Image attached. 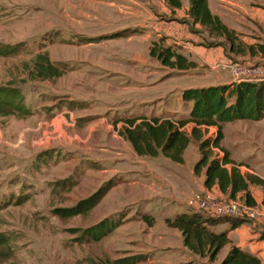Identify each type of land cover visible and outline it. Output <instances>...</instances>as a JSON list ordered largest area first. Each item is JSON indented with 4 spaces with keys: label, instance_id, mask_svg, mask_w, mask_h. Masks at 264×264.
<instances>
[{
    "label": "rangeland",
    "instance_id": "rangeland-1",
    "mask_svg": "<svg viewBox=\"0 0 264 264\" xmlns=\"http://www.w3.org/2000/svg\"><path fill=\"white\" fill-rule=\"evenodd\" d=\"M257 2L251 16L264 32V0ZM156 4L0 0V90L12 111L0 114V264H221L235 245L227 244L214 261L197 257L165 223L185 213L198 194L189 179L199 159L197 142L190 139L178 164L160 151L137 156L122 137L129 119L205 118L215 124L191 121L180 130L191 137L198 128L210 137L221 127V146L233 166L264 179V111L259 120L227 121L235 82L206 86L211 79L232 80L219 68L209 69L226 62L221 48L202 52L207 78L179 76L152 59L149 48L162 43L152 27L165 21ZM223 11L238 38H263L240 12ZM205 38L204 44L212 42ZM240 57L231 62L263 70L248 82L253 93L245 112L255 114L264 96V59ZM107 184L95 207L68 215ZM250 187L254 192L256 186ZM105 223L115 228L102 235ZM263 236L260 228L258 243ZM231 238L241 239L238 232Z\"/></svg>",
    "mask_w": 264,
    "mask_h": 264
},
{
    "label": "trees",
    "instance_id": "trees-1",
    "mask_svg": "<svg viewBox=\"0 0 264 264\" xmlns=\"http://www.w3.org/2000/svg\"><path fill=\"white\" fill-rule=\"evenodd\" d=\"M168 8L173 10L180 9L182 0H163ZM187 14L194 24H198L204 28L212 39L222 38L224 42L214 41L205 44L207 47L228 46V51L236 56H249L253 58L260 55L264 58V45L252 44L244 45L238 38L237 33L228 28L217 16L213 15L208 8L207 0H189ZM149 56L158 61L162 66L175 69L178 71H187L196 67L195 63L188 60L181 54L176 53L171 47H164L161 43H153L149 48ZM208 89V88H207ZM233 96L235 97V105L231 109L228 122L237 120H259L264 111L263 101L259 100L260 95H256L259 103V109L255 114L246 113L245 109L248 100L253 93V85L248 82H240L231 84ZM203 91H207L202 89ZM6 95L0 90V114L12 113L11 108L6 107L9 101H5ZM4 105V107H3ZM195 110L191 112V115ZM184 117V116H183ZM194 121L197 125L204 124L206 126L215 123L201 118H183L174 123L169 119L162 117L140 118L139 121L129 119L126 121L128 127L122 131V137L132 147L137 156L156 157L158 151L172 162L182 164V155L190 139L197 142L199 159L193 166V174L199 176L203 173V187L206 191L215 189L218 193L226 195L231 200L239 199L247 206L261 205L264 210V179L257 176H244L230 159L229 153L221 146L223 134L221 127L218 128L216 136L204 137L198 128H194L191 137H188L180 129L185 125ZM214 149L223 152L222 156H216ZM232 165L231 169L227 166ZM250 185L259 187L263 197L260 204H257L255 198L249 191ZM110 187L108 184L101 187L90 198L80 202L76 207L68 209V215H79L91 210L105 196ZM148 222L150 219L147 220ZM222 222L229 223V229L233 230L243 221L240 218L213 217L204 212H186L177 214L173 219H166L165 223L168 227L176 229L182 237V245L192 254L205 257L214 261L219 252L230 243L228 232H216L213 226ZM105 230L102 235L109 233L115 228L114 223H105ZM100 236V235H99ZM124 260L120 262H127ZM137 260L136 258L134 259ZM132 262H130L131 264ZM221 264H262L260 259L241 250L238 247H231Z\"/></svg>",
    "mask_w": 264,
    "mask_h": 264
},
{
    "label": "crops",
    "instance_id": "crops-1",
    "mask_svg": "<svg viewBox=\"0 0 264 264\" xmlns=\"http://www.w3.org/2000/svg\"><path fill=\"white\" fill-rule=\"evenodd\" d=\"M207 1H208V8L210 12L213 15L217 16L228 28L234 30L236 33L238 31L236 26L234 27L231 26L230 23H228L226 17L223 16L225 13V11H223V8L233 10V12H236V13L240 12L247 19H249V22L254 26V28H256L259 31L260 30L262 31L263 38L255 36L254 38H251L249 42L246 40V38L240 36L239 39L241 40L242 43L246 45H252V44L264 45L263 24L255 20L251 16V12L257 9L256 8L258 5L257 0H236V1L235 0H207ZM156 5L158 7L157 8L158 14L164 15L163 17L165 18L164 22L162 23L159 22L157 23L155 27H152L155 33H157V36L161 39V42H162L161 44H164L165 47L167 46L171 47L176 53L183 55L188 60L194 62L196 65V67L193 69H190L187 71H178L181 73V75L179 76L193 77V76L198 75V76H204V78H207L208 74H207V70H204L206 69L205 68L206 65L204 64V59L202 58V52L205 50V47H206V50L211 49V48L207 47L203 43V41L206 39L205 35L207 39L211 37H209L208 33L206 32L204 28L200 27L198 24H194L193 21L188 16L187 9L189 7V0H182L181 8L175 9L173 10V12H172V9L168 8V6L164 3L163 0H157ZM211 41L212 42L214 41L224 42V39L216 38L215 40L211 38ZM216 47L223 49V56H225L224 60L226 62L231 61V58L234 57V54L230 53L228 49L225 50L223 46H216ZM245 57L246 56H241L239 59L245 60ZM253 58H258L260 60V58H263V57L258 55ZM213 67H210L209 69H212ZM226 79L227 78L211 79L214 82L210 83L211 81H209L207 82L208 84L206 86L207 87L223 86V85H228L232 83L233 81V80L227 81ZM190 88L195 89V87H190ZM199 88H204V86H201ZM189 179H190V186L192 188L193 194L194 193L206 194L209 197H217V198L227 197L226 195H222L218 193L215 189H213L212 191H206V189L203 187V181H204L203 173L199 176H195L192 170L189 176ZM249 191L251 195L255 198L257 204H260L262 197H263V194L260 188L255 187V191L253 192L251 187H249ZM183 195L184 193H180V196H183ZM190 203L192 206H188V205L184 206L183 204L184 211L203 212V210H201L200 205L196 204V202H194L192 199L190 200ZM243 221L244 222H242L235 229L233 230L228 229L229 230L228 239L230 243L234 242L235 244V245H231V247L233 246L238 247L247 253L257 256L262 262V264H264V236H263L262 242L258 243V234H259L260 228H264V219L245 218L243 219ZM217 225H221L222 228L218 230H215V228H213V230L216 232H221L225 228H229V223L227 222H222ZM233 232H238L240 234L241 239L239 241H234L231 238V234Z\"/></svg>",
    "mask_w": 264,
    "mask_h": 264
},
{
    "label": "built area",
    "instance_id": "built-area-1",
    "mask_svg": "<svg viewBox=\"0 0 264 264\" xmlns=\"http://www.w3.org/2000/svg\"><path fill=\"white\" fill-rule=\"evenodd\" d=\"M213 68H219L220 71L227 73L235 83L249 82L256 77L263 76L260 66L250 64L228 61ZM193 201L199 204L203 210L212 212L214 217L264 219V213L257 206H247L241 201L229 198H212L206 194H197Z\"/></svg>",
    "mask_w": 264,
    "mask_h": 264
}]
</instances>
